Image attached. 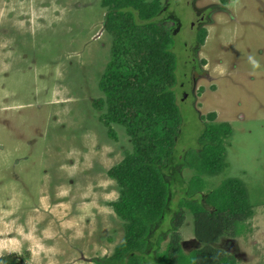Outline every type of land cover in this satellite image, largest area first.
Segmentation results:
<instances>
[{"label": "rangeland", "instance_id": "374dc122", "mask_svg": "<svg viewBox=\"0 0 264 264\" xmlns=\"http://www.w3.org/2000/svg\"><path fill=\"white\" fill-rule=\"evenodd\" d=\"M158 1L155 19L171 27L177 64L173 171L184 184L174 186L193 177L186 152L200 150L205 124L230 126L226 168L205 177V188L239 180L253 216L240 236L211 246L239 264H264V0ZM103 2L0 0V260L95 264L123 242L111 205L119 188L108 172L134 149L126 127L94 106L105 99L114 38ZM185 220L189 254L202 245L190 212Z\"/></svg>", "mask_w": 264, "mask_h": 264}, {"label": "trees", "instance_id": "16d2710c", "mask_svg": "<svg viewBox=\"0 0 264 264\" xmlns=\"http://www.w3.org/2000/svg\"><path fill=\"white\" fill-rule=\"evenodd\" d=\"M103 5L109 7L104 28L114 38L100 83L105 99L94 106L106 109L109 122L126 127L134 151L108 172L119 188V198L111 205L123 221V242L95 264H239L234 255L211 244L224 236H240V223L253 216L245 186L227 180L206 191L204 179L226 168L224 142L232 135L230 126L205 124L200 150L186 152L194 175L186 188H179L184 181L173 169L181 118L173 90L177 64L169 50L171 27L155 19L158 0H104ZM187 212L193 215L195 240L202 245L189 254L183 251L181 234ZM15 257H3L0 264H20Z\"/></svg>", "mask_w": 264, "mask_h": 264}]
</instances>
